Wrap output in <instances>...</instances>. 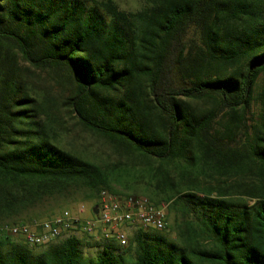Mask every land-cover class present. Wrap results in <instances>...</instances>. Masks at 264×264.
I'll return each instance as SVG.
<instances>
[{
  "label": "trees",
  "instance_id": "16d2710c",
  "mask_svg": "<svg viewBox=\"0 0 264 264\" xmlns=\"http://www.w3.org/2000/svg\"><path fill=\"white\" fill-rule=\"evenodd\" d=\"M101 189L168 204L169 236L0 234V264H264V0H0V227Z\"/></svg>",
  "mask_w": 264,
  "mask_h": 264
},
{
  "label": "built area",
  "instance_id": "2783aa9c",
  "mask_svg": "<svg viewBox=\"0 0 264 264\" xmlns=\"http://www.w3.org/2000/svg\"><path fill=\"white\" fill-rule=\"evenodd\" d=\"M167 209L168 204H153L145 196L116 195L101 189L91 207L92 218L81 220L64 213L41 222L6 225L0 227V234L22 240L29 247H41L78 232L96 240L111 241L123 249L129 244L131 231L162 232Z\"/></svg>",
  "mask_w": 264,
  "mask_h": 264
},
{
  "label": "rangeland",
  "instance_id": "374dc122",
  "mask_svg": "<svg viewBox=\"0 0 264 264\" xmlns=\"http://www.w3.org/2000/svg\"><path fill=\"white\" fill-rule=\"evenodd\" d=\"M119 6L121 8L127 9L130 8L134 5L135 0H115ZM60 88H57L55 90V92L60 93ZM69 127L71 128L70 134L68 135V140L67 143L68 145H73L75 147L81 148V149H87L89 151H91L92 153H96L99 156H101V158H103V160L108 161H114L113 155H111L110 151L103 146V144L97 140L96 138H94L93 136H91L90 134H87L83 131H81L79 128L76 127V125L73 124L72 120L69 121ZM112 157L111 159H108L109 157ZM121 192V191H120ZM140 192V191H139ZM126 195H133L130 194L129 192H124ZM137 195H141V196H145L146 197V193L142 192L138 193ZM83 196V195H81ZM94 205V202L92 201H84L80 198V196L78 198H75L72 202H68L66 205H59L56 203L48 202L45 204V207L43 209V211H47V210H51L52 214L49 217H42L41 219H38L37 222H41L50 218H53L55 216H59L62 215L64 213H68L74 217H78L81 220L84 219H88V218H92V211H91V207ZM42 211V210H41ZM171 219L168 220V224H170ZM31 224V223H30ZM163 235H167L169 236V231L168 230H164L163 232H161ZM134 234V231H131L129 233V238ZM73 236L77 237L78 239H80L82 241V243L84 245L86 244H92L94 241H98L96 239H94V237H90L87 235H84L82 233H75L72 234ZM15 241L19 240V239H14ZM98 251V249L96 248H87L85 247L83 249V254L84 256H93L96 252Z\"/></svg>",
  "mask_w": 264,
  "mask_h": 264
},
{
  "label": "water",
  "instance_id": "95a60500",
  "mask_svg": "<svg viewBox=\"0 0 264 264\" xmlns=\"http://www.w3.org/2000/svg\"><path fill=\"white\" fill-rule=\"evenodd\" d=\"M93 214H95V215L97 214V211L95 208L93 209Z\"/></svg>",
  "mask_w": 264,
  "mask_h": 264
}]
</instances>
